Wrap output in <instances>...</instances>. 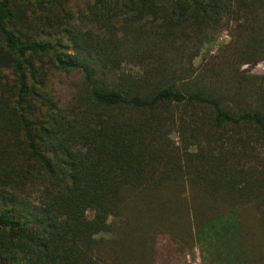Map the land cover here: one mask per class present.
Here are the masks:
<instances>
[{
	"label": "trees",
	"instance_id": "trees-1",
	"mask_svg": "<svg viewBox=\"0 0 264 264\" xmlns=\"http://www.w3.org/2000/svg\"><path fill=\"white\" fill-rule=\"evenodd\" d=\"M69 1L0 0V264H264V0Z\"/></svg>",
	"mask_w": 264,
	"mask_h": 264
},
{
	"label": "rangeland",
	"instance_id": "rangeland-1",
	"mask_svg": "<svg viewBox=\"0 0 264 264\" xmlns=\"http://www.w3.org/2000/svg\"><path fill=\"white\" fill-rule=\"evenodd\" d=\"M85 1L86 0H70L68 3V7L72 11H75L78 7H81ZM227 40L228 36L226 30H220L214 33L212 36H209V40L205 42L201 54L194 59V66H198L201 62H203L202 57H204L205 53L215 54L216 52H219L222 46L227 42ZM241 68L250 75L264 73V64L261 62L255 64H243ZM126 69L136 71L137 68L129 65L126 66ZM243 215L247 217L251 216V210L244 209ZM183 259L185 261V264H207L204 262V260H202V255L194 244L187 250V252H185V256Z\"/></svg>",
	"mask_w": 264,
	"mask_h": 264
}]
</instances>
